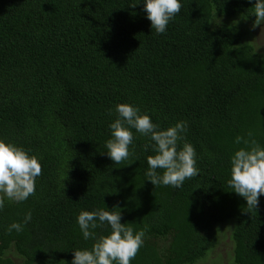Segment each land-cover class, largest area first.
<instances>
[{
  "label": "trees",
  "instance_id": "trees-1",
  "mask_svg": "<svg viewBox=\"0 0 264 264\" xmlns=\"http://www.w3.org/2000/svg\"><path fill=\"white\" fill-rule=\"evenodd\" d=\"M181 2L157 34L143 0H0V139L42 157L35 194L0 210V264H71L73 250L95 243L78 214L102 208L146 229L131 264L206 259L230 221L231 264H264V194L248 209L228 184L231 156L244 147L235 138L251 131L264 146L255 36L264 22L255 23V0ZM121 103L162 129L186 121L199 174L179 188L155 186L145 175L152 142L134 129V154L114 162L105 143ZM28 211L23 231L9 232Z\"/></svg>",
  "mask_w": 264,
  "mask_h": 264
},
{
  "label": "clouds",
  "instance_id": "clouds-1",
  "mask_svg": "<svg viewBox=\"0 0 264 264\" xmlns=\"http://www.w3.org/2000/svg\"><path fill=\"white\" fill-rule=\"evenodd\" d=\"M144 11L157 34L167 31V26L182 8L181 0H143ZM256 25L264 22V0H255ZM118 117L109 125L111 138L105 143L107 155L117 164L134 154V133L148 137L155 155L147 158V179L156 185L179 188L186 179L199 174L195 147L186 142V121L162 129L139 106L129 103L116 105ZM183 146L180 147V142ZM243 143L231 156V178L229 186L247 202V208L255 210L259 197L264 194V146L249 131L247 138L238 135L234 141ZM132 146V147H130ZM147 147V146H146ZM42 157L30 155L23 147L0 139V210L6 200L17 203L26 201L35 194L36 179L42 174ZM131 164V163H130ZM158 169L163 170L162 174ZM32 219L31 211L25 213L23 222L14 221L8 231H23ZM121 212L108 208L93 211L83 210L77 223L83 238L95 239L91 249L73 250L71 264H131L144 244L146 229L135 231L121 223ZM107 225L108 235L96 239L95 229Z\"/></svg>",
  "mask_w": 264,
  "mask_h": 264
},
{
  "label": "rangeland",
  "instance_id": "rangeland-1",
  "mask_svg": "<svg viewBox=\"0 0 264 264\" xmlns=\"http://www.w3.org/2000/svg\"><path fill=\"white\" fill-rule=\"evenodd\" d=\"M251 23H247L246 28L249 27L250 35L248 38L249 42L255 43L253 30L251 28ZM255 36L259 42V48L264 49V32L262 28L255 29ZM232 232V221L226 223L220 228L218 242L216 247L210 252L206 259L197 261L194 264H231V254H232V240L230 238Z\"/></svg>",
  "mask_w": 264,
  "mask_h": 264
}]
</instances>
